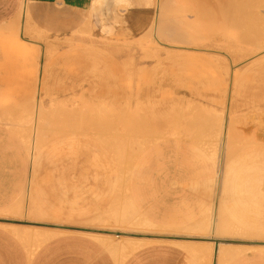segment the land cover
I'll return each mask as SVG.
<instances>
[{
    "label": "rangeland",
    "instance_id": "374dc122",
    "mask_svg": "<svg viewBox=\"0 0 264 264\" xmlns=\"http://www.w3.org/2000/svg\"><path fill=\"white\" fill-rule=\"evenodd\" d=\"M25 20L21 15L0 25V125L28 145V108L41 97L52 112L46 117L41 148L33 159L29 154L31 182L17 199L24 207L9 217L40 225L160 232L151 224L141 229L131 223L104 220L114 202L127 201L133 167L148 146L167 137H183L203 147L220 169L215 204L205 216L211 224L199 233L219 240V246L264 240V235L250 237L244 231H214L222 206H232L230 212L239 202L234 198L242 196L251 201L241 205L246 209L237 211L251 221L262 222L264 167L258 166L259 171L249 175V169L255 168L250 166L251 161L244 160L236 176L226 168L221 171L220 154L211 153L229 121V138L236 146L233 156L241 158L247 150L254 154L261 149L256 158L264 165V104L260 101L264 96V65L250 66L264 61V0L162 1L152 28L137 42L134 53L138 56L134 57L140 71L134 75L125 68L126 60L113 59L108 51L87 44L88 33L63 39L35 31L22 33ZM157 24L162 26L158 28ZM47 82L54 88V98L45 94ZM70 91H75L72 96ZM137 95L143 98L144 112L158 118L155 128L150 124L145 130L141 127ZM93 103L99 111L96 117L89 116ZM207 106L213 107L214 113L209 109L208 114ZM201 107L205 108L203 114L198 113ZM166 108L171 109L163 113ZM86 109L88 116H83ZM166 115L169 121L164 119ZM179 124H184L177 129L180 135H171ZM130 167L129 178L128 172L122 177L121 170ZM234 180L238 182L236 187L241 186L237 189L246 193L234 194ZM249 181L260 183L248 192ZM51 228L64 229H44ZM30 229L20 231L31 234L22 238L29 247L37 244ZM115 236L108 237L114 240ZM127 237L115 239L125 243Z\"/></svg>",
    "mask_w": 264,
    "mask_h": 264
},
{
    "label": "crops",
    "instance_id": "0c3cea01",
    "mask_svg": "<svg viewBox=\"0 0 264 264\" xmlns=\"http://www.w3.org/2000/svg\"><path fill=\"white\" fill-rule=\"evenodd\" d=\"M25 1L30 9L25 20L27 32L42 33L55 39L83 36L88 33L87 44L95 49L108 51L113 59L126 60L128 63L125 64V68L131 65V72L134 75L140 71L136 61L138 55L134 53V50L136 52L138 50L137 42L152 28L159 13L160 4L165 0H0V25L19 16ZM134 55L137 56L134 57ZM252 65L262 67L264 61L251 63L250 66ZM47 84L45 94L47 97L54 98V88L49 82ZM73 92L75 91H70L71 96ZM152 92L149 93L152 94ZM179 96L183 95L179 94ZM184 96L191 97L188 94ZM137 98H139L136 104L137 111L142 112L143 117L140 120L141 127L145 130L150 124L155 128L158 125V118L148 116L143 109L142 96L137 95ZM42 100L38 97L27 112L30 126L27 129L26 138L31 133L33 142L38 145L36 153L44 140L43 127L46 122L44 116L52 111L45 108ZM260 101L264 104V96H261ZM90 106L91 109L96 110L94 103ZM206 108L208 114L209 109L214 113L213 107ZM170 109L166 108L163 113ZM204 109L201 107L198 113H205L202 111ZM8 110H5V113H8ZM96 112L99 113L98 110ZM82 114L88 116V110H83ZM36 115H40L42 121L37 134L33 135L32 123ZM164 119L169 121L167 115ZM203 120V117H199V121L204 123ZM207 123L210 125L209 120ZM183 126L184 124L174 126L170 134L180 135L177 129ZM230 127L228 121L225 131L222 129L220 131L219 144H213L211 153L213 156L220 154L221 171L226 168L236 176L242 171L241 162L251 161L250 166L255 168L252 171L249 169V175H252V172L259 171L258 166L264 167L256 158V155L263 150H254V154L253 151L247 150L243 157H234L236 146L229 138ZM28 146L29 144L27 145L16 133L0 125V264H221L218 254L221 247L228 248L229 251L222 264L228 262V264H264V249L243 252L246 246L261 244L260 240H251L254 243L237 246L222 243L223 245L219 247V240L214 237H204L199 233L202 228L207 229L211 224L210 219L205 216L215 204L214 196L217 192L215 187L220 169L211 154L193 140L183 137L160 139L148 146L146 151L138 157L130 177V192L127 194V201L132 203L135 216L131 222H121L137 225L141 229L151 224V227L160 232L144 231L130 233L131 235H124L121 231L79 228L64 224H31L22 219L9 217L11 210L19 204L17 199L25 193L31 182L29 154L31 159L35 156L32 157V149ZM121 171L122 177H125L124 173L128 172L129 178L131 167ZM234 182L232 186L234 194L246 193L237 189L241 186L236 187L238 182L235 180ZM259 183L260 181H251L248 192L256 188ZM242 197L234 198L235 202H239L230 212L228 211L232 206L226 204L222 206L221 218L215 219V232L218 229L225 232L224 228H221V221L224 222L223 215L234 225L250 233L264 235V219H261L262 222L251 221L246 216H242L241 210L237 211L238 208L246 209L241 205L251 201L249 198ZM116 202L112 204L109 211ZM16 207L19 208L18 205ZM137 217L144 219L145 225L136 223ZM105 219L107 220V217ZM109 222L112 221L109 220ZM7 223L19 228L20 231H26L27 227H31L33 231L37 230L36 228L48 227H62L68 230L57 228L56 230L66 232L53 237L41 246L30 249L27 242L7 227ZM91 234L116 235L114 242L118 244L123 242L115 238L124 236L143 240L146 244L126 258L120 259L110 251L111 249H108L107 244L108 247Z\"/></svg>",
    "mask_w": 264,
    "mask_h": 264
},
{
    "label": "bare ground",
    "instance_id": "6f19581e",
    "mask_svg": "<svg viewBox=\"0 0 264 264\" xmlns=\"http://www.w3.org/2000/svg\"><path fill=\"white\" fill-rule=\"evenodd\" d=\"M185 4V3H184ZM176 5H179L180 7H181V5L179 4V3H177ZM175 5V6H176ZM175 6H174V8H175ZM185 6V5H184ZM178 7V6H177ZM176 7V8H177ZM179 8V7H178ZM184 8V7H183ZM182 8V9H183ZM171 10V9H170ZM176 10H178V9H176ZM201 10V9H200ZM169 11V10H168ZM176 12V11H175ZM179 12V11H178ZM181 12V11H180ZM179 12V13H180ZM198 13V12H197ZM27 14H28V5H27V1H25V6H24V8H23V10H22V12L19 14V16H21V15H24V17H26L27 16ZM165 14V13H164ZM163 14V15H164ZM185 15V14H184ZM155 16V15H154ZM164 16H166V14L164 15ZM171 17H172V15H170ZM27 18V17H26ZM169 18V17H168ZM206 18V17H205ZM21 19V18H20ZM171 19V18H170ZM179 19V18H178ZM178 19H176V21L178 20ZM168 20V19H167ZM190 20H192V19H190ZM216 20V19H215ZM175 21V22H176ZM195 22V21H194ZM214 22V21H213ZM177 23V22H176ZM20 25V24H19ZM158 26V28H160V26H162V24L159 26V24H157ZM179 25V24H178ZM180 26V25H179ZM223 26V25H222ZM11 27H13V26H11ZM182 27V26H181ZM214 27H215V25H214ZM20 28V27H19ZM155 28V27H154ZM157 28V29H158ZM21 29H22V33H24L25 31H26V26H25V21H23V23H22V27H21ZM13 30V29H12ZM17 30V29H16ZM160 30V29H159ZM214 30V29H213ZM1 31V30H0ZM11 31V30H10ZM162 31V30H161ZM161 31H160V33H161ZM12 32V31H11ZM157 32H158V30H157ZM25 33H27V32H25ZM0 34H2L1 32H0ZM160 35V34H159ZM162 35V34H161ZM158 38V37H157ZM36 44H39V42L38 43H36ZM263 44V43H262ZM262 51V50H261ZM131 63V62H130ZM127 69H129V72L130 73H132L131 72V65H128L127 66ZM97 110V109H96ZM96 110H94V109H91V116L92 117H96L97 116V112H96ZM52 112V111H51ZM67 113V112H66ZM41 115V114H40ZM40 115H36L35 116V118L33 119V123H32V125H33V135H35V134H37V131L39 130V128L41 127V121H42V118H41V116ZM46 117L47 116H44V118L46 119ZM96 119H98V117L96 118ZM95 120V119H94ZM30 135H29V137H27V140H28V144H29V146H30V148L32 149V157H34L35 156V154H36V150H37V146L38 145H35V143L33 142V138H32V135H31V133H29ZM138 144V143H137ZM141 144V143H140ZM121 151V150H120ZM126 200V199H125ZM118 202H119V200H118ZM118 202H116L114 205H113V207H112V209L108 212V215H107V220H104V221H114V222H121V221H123V222H131V221H133L132 219H133V216H135V213H134V208H133V205H132V203L130 202V201H124V203L122 202V203H118ZM120 202H121V199H120ZM19 204H17L18 205V207H19V205H21L19 208H17L16 206H15V208L17 209V210H19V209H23V205L22 204H20V202H18ZM33 203V202H32ZM33 207V206H32ZM14 208V209H15ZM14 209H12L11 210V212H12V214H13V212H15L14 211ZM15 209V210H16ZM22 209H21V211H22ZM20 211V212H21ZM18 212V211H17ZM222 218H223V221L224 222H222L221 221V228H224V230H225V233H227L228 231L229 232H233L234 230L236 231V232H238V231H240V232H242V231H244V233L243 234H249L250 233V231H248V230H246V229H242V228H240V227H238V226H236V225H234L231 221H229L227 218H225V216H223L222 215ZM136 223H138V224H141V225H145V220L144 219H141V218H138L137 217V219H136ZM6 225V224H5ZM7 227H10L12 230H14V232L16 231V232H19L17 235H19V237L20 238H23V237H26V238H28L31 234H29V232L27 233V232H25L24 234H22L23 232H20V230H19V228H17V227H15V226H11V224L9 225L8 223H7ZM57 228H54V229H40L39 230V228L37 229V230H35V231H33L34 233H32V235H33V237H34V239L36 240V242H37V244L36 243H31V244H33V245H31L30 244V247L29 248H31V246H32V248L35 246L36 247V245L37 246H41L42 244H44L45 242H47L48 240H50V239H52L53 237H56V236H59V235H61V233H65L66 231H62V230H56ZM31 230V229H30ZM33 230V229H32ZM63 230H65V229H63ZM231 230H233V231H231ZM15 232V233H16ZM240 234V233H239ZM242 234V233H241ZM251 234H252V236L254 237L256 234H253V233H250V237H251ZM91 235H93V234H91ZM102 235H104V234H102ZM106 235V234H105ZM259 235V234H258ZM93 236H95V238L97 237V239H99L102 243L104 242L105 243V245L108 247V249L110 250V251H112L114 254H116L117 255V257L118 258H120V259H124V258H126L129 254H131L132 252H134L135 250H137L138 248H140L141 246H143L144 244H146V242L145 241H143V240H139V239H130V238H126V242L125 243H121V244H118V242H114V240L112 239V238H109V237H112V235L111 236H109V234L107 235V236H101V234H95V235H93ZM109 236V237H108ZM114 236V235H113ZM24 239V238H23ZM33 239V240H34ZM25 241V240H24ZM27 241H29V240H27ZM31 241H32V239H31ZM125 241V240H124ZM26 242V241H25ZM121 242H123V241H121ZM260 242H262L261 244H258L257 243V245H251V246H246V248H244L243 249V252H248V251H250V250H253V249H264V240H260ZM103 243V244H104ZM120 243V242H119ZM29 244V243H28ZM223 245V244H222ZM247 245V244H246ZM245 246V245H244ZM220 247V246H219ZM212 249H213V246H212ZM112 253V254H113ZM212 253V252H211ZM219 256H220V261H221V264H222V262L224 261V259H225V257H227L228 256V254H229V251H228V248H225V247H221V249H220V251H219ZM198 255V254H197ZM218 256V255H217ZM201 257V256H200ZM209 258V257H208ZM211 258V257H210ZM206 263V262H205Z\"/></svg>",
    "mask_w": 264,
    "mask_h": 264
},
{
    "label": "water",
    "instance_id": "95a60500",
    "mask_svg": "<svg viewBox=\"0 0 264 264\" xmlns=\"http://www.w3.org/2000/svg\"><path fill=\"white\" fill-rule=\"evenodd\" d=\"M124 235H131L130 233H123Z\"/></svg>",
    "mask_w": 264,
    "mask_h": 264
}]
</instances>
